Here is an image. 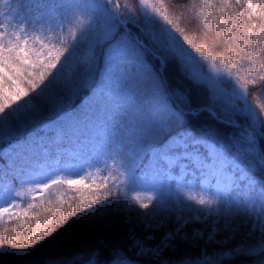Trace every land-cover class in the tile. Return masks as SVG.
Listing matches in <instances>:
<instances>
[{
  "label": "snow or ice",
  "instance_id": "obj_1",
  "mask_svg": "<svg viewBox=\"0 0 264 264\" xmlns=\"http://www.w3.org/2000/svg\"><path fill=\"white\" fill-rule=\"evenodd\" d=\"M204 6L0 0V250L119 213L59 264L264 261V0H219L211 49Z\"/></svg>",
  "mask_w": 264,
  "mask_h": 264
},
{
  "label": "trees",
  "instance_id": "obj_2",
  "mask_svg": "<svg viewBox=\"0 0 264 264\" xmlns=\"http://www.w3.org/2000/svg\"><path fill=\"white\" fill-rule=\"evenodd\" d=\"M181 2H188V0H181ZM199 11V7L202 5L203 0H195ZM210 3L213 5L211 9L207 6H204L203 13L197 23L200 24V31H194L195 25L189 27L188 34L190 36H196V43H203L207 40V47L211 49L212 46V37L215 35L213 30V25L219 26L218 21L214 15L218 11L219 0H210ZM203 19H208L209 23L205 26L202 24ZM225 19L231 22V16L226 15ZM237 19H243L247 24L246 15L240 16L239 12L237 13ZM131 27V25H129ZM184 27V24L181 25ZM204 29H208L209 33L207 38L204 36ZM229 31L233 35H237L236 29L231 27ZM250 47V45H248ZM235 47L239 49V40L235 42ZM210 54L213 56H223L224 59H228L225 54L224 47L216 49L215 51H210ZM239 59V57H238ZM247 67V65H245ZM240 75L243 77V70L240 71ZM193 98V106L196 105V100L198 96V89L195 86L190 87ZM206 116H201L200 119H205ZM0 163H4V160L0 159ZM88 171V170H86ZM91 171L95 172V169ZM107 173H101L100 175H106ZM81 176H84L85 173H81ZM69 179H79L78 176H70ZM99 183L100 181L97 180ZM86 184H90V180H85ZM15 184V182H14ZM35 187L34 185H24V188ZM66 185L54 190L55 194L59 195L64 193ZM146 194V193H145ZM193 195H199L194 194ZM47 195V193H43ZM35 197V202H39L41 193L32 192L27 194L22 198V206H26V202H32V198ZM7 206V205H3ZM138 207V205H137ZM59 215V213H58ZM11 227V224H9ZM123 225L120 223V214L119 213H110L108 217L101 221L96 218H87V219H77L75 222L69 220L68 225L65 228H61L57 231L54 238H46L45 241L41 244H38L34 249L25 250L26 255H17V250L5 248L0 250V264H59L60 261L68 259L69 256L77 251H80L85 248H92L97 245L101 240L109 244H114L119 242L121 237V232ZM190 231V229H189ZM188 247V246H187ZM189 248V247H188ZM175 259V256H173ZM232 264H249V261L245 259H238L233 261ZM252 264H264V261L256 259Z\"/></svg>",
  "mask_w": 264,
  "mask_h": 264
},
{
  "label": "rangeland",
  "instance_id": "obj_3",
  "mask_svg": "<svg viewBox=\"0 0 264 264\" xmlns=\"http://www.w3.org/2000/svg\"><path fill=\"white\" fill-rule=\"evenodd\" d=\"M194 194H197V192L193 191ZM141 211H143V209H141ZM190 248V246H188Z\"/></svg>",
  "mask_w": 264,
  "mask_h": 264
}]
</instances>
